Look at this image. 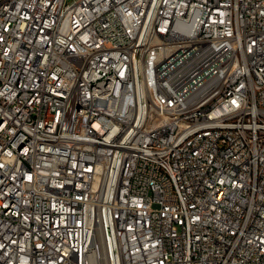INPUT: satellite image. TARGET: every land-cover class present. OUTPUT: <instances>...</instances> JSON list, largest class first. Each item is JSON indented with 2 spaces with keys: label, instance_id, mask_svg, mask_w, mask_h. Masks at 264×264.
I'll use <instances>...</instances> for the list:
<instances>
[{
  "label": "built area",
  "instance_id": "1",
  "mask_svg": "<svg viewBox=\"0 0 264 264\" xmlns=\"http://www.w3.org/2000/svg\"><path fill=\"white\" fill-rule=\"evenodd\" d=\"M0 264H264V0H0Z\"/></svg>",
  "mask_w": 264,
  "mask_h": 264
}]
</instances>
